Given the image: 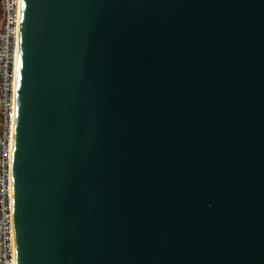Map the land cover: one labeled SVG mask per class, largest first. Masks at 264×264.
I'll use <instances>...</instances> for the list:
<instances>
[{
	"label": "water",
	"instance_id": "obj_1",
	"mask_svg": "<svg viewBox=\"0 0 264 264\" xmlns=\"http://www.w3.org/2000/svg\"><path fill=\"white\" fill-rule=\"evenodd\" d=\"M13 200L18 264H264V0H22Z\"/></svg>",
	"mask_w": 264,
	"mask_h": 264
},
{
	"label": "built area",
	"instance_id": "obj_2",
	"mask_svg": "<svg viewBox=\"0 0 264 264\" xmlns=\"http://www.w3.org/2000/svg\"><path fill=\"white\" fill-rule=\"evenodd\" d=\"M0 264H18L13 200V145L22 0H1Z\"/></svg>",
	"mask_w": 264,
	"mask_h": 264
},
{
	"label": "flooded vegetation",
	"instance_id": "obj_3",
	"mask_svg": "<svg viewBox=\"0 0 264 264\" xmlns=\"http://www.w3.org/2000/svg\"><path fill=\"white\" fill-rule=\"evenodd\" d=\"M2 18H3V8L0 4V25H1V22H2ZM1 119H2V115H1V111H0V122H1Z\"/></svg>",
	"mask_w": 264,
	"mask_h": 264
}]
</instances>
